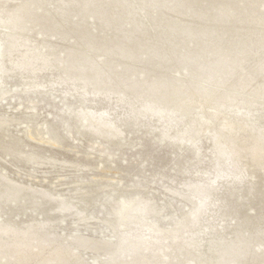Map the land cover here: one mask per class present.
Wrapping results in <instances>:
<instances>
[{
	"label": "rangeland",
	"instance_id": "374dc122",
	"mask_svg": "<svg viewBox=\"0 0 264 264\" xmlns=\"http://www.w3.org/2000/svg\"><path fill=\"white\" fill-rule=\"evenodd\" d=\"M185 1L145 4L154 17L163 3L179 6L180 14L156 19H180V31L203 23L206 32L194 34L198 46L139 30L114 0H0V41L6 31L15 35L0 63V264H19L21 253L29 264L61 261L57 251L86 264H264V151L255 153L249 131L224 129L238 156L221 158L211 130L189 139L196 115L149 103L144 86L173 77L188 88L202 80L212 88L230 79L247 91L264 84V0H188L201 2L192 17ZM225 6L235 21L215 18ZM14 17L20 23L10 30ZM146 23L155 22L149 15ZM249 112L264 132V111ZM91 116L118 127V143L82 135ZM56 135L57 145L40 140ZM121 198L150 201L144 224L136 216L118 223ZM188 212L195 220L177 238L157 236L147 224L168 228Z\"/></svg>",
	"mask_w": 264,
	"mask_h": 264
},
{
	"label": "bare ground",
	"instance_id": "6f19581e",
	"mask_svg": "<svg viewBox=\"0 0 264 264\" xmlns=\"http://www.w3.org/2000/svg\"><path fill=\"white\" fill-rule=\"evenodd\" d=\"M112 1V0H110ZM125 0H114V5L120 9L121 18L128 19H138L139 22H133L134 26H138L139 30H150L155 34H170L169 36L176 37L178 39H188L191 42V46H198L197 39L194 37L195 33H201L203 35L205 31L203 23H199L200 26H192L191 24L188 26L186 30L180 31L182 24L180 23V19L178 20H163L158 21L156 16L166 15L168 13H178L180 14V7L173 4H161L159 8H155L156 16L154 17L153 14L149 13L152 8L148 7L145 3V0H139L140 5L131 6L124 3ZM193 2L186 0L182 5H184L185 10L189 11L187 15L192 17L193 12L192 8L199 5L201 2H197L196 5L192 4ZM90 3L84 4V9L88 10L90 8ZM24 5H20L19 9L22 10ZM264 11V10H263ZM149 15L152 18L153 22L155 23H146V20L149 19ZM227 16L230 22L235 21L233 12L229 11V7H223L215 12V18L220 19ZM163 17V16H162ZM200 19H204L205 15H200ZM147 18V19H146ZM192 20V18H191ZM93 27L100 28L99 20L93 16L90 19ZM135 21V20H134ZM9 25L7 26L10 30L15 29L18 27L20 23V19L17 17L11 18L7 20ZM240 24L241 22L238 21ZM224 29V28H223ZM220 29L218 28L217 32ZM227 36L236 35L233 31L224 29L220 30V34ZM60 33V32H59ZM216 33V32H213ZM62 35V34H61ZM112 40L115 39L114 31L111 32ZM216 35V34H215ZM61 40L64 41L62 38ZM15 43V35L12 34L10 31L5 32V37L2 41H0V63L3 61L4 56H8L12 52L13 45ZM193 44V45H192ZM197 48V47H194ZM26 54V53H25ZM262 55H264L262 53ZM146 56V55H145ZM5 58V57H4ZM122 59V58H120ZM24 63L22 65H28V61L26 59L23 60ZM22 61V62H23ZM52 68V67H51ZM0 69L4 70L1 66ZM54 69V68H53ZM226 74V73H225ZM183 74L179 72V76ZM207 78V77H206ZM205 78V79H206ZM209 79V78H207ZM178 79L173 77L172 80H162L157 81L154 79L153 81L144 85L147 91V97L149 103L151 101L157 100L160 105L158 108H171L172 113H178L183 117H194L197 116V127L193 129V133L190 134L189 139L196 140L200 135H206L208 132L212 131L211 134V142L214 148L215 153L220 156L221 158L227 157V155H232L234 157L238 156V152L235 149L234 145H231L228 141V138L225 134L224 129H228L229 132H239L240 130L249 131L250 137L253 139L254 143L259 146V148L255 147V153L257 154L258 150L264 151V132H256L257 128L254 126V120L252 119V115L249 111L253 110L258 113H262L264 111V84L258 85L255 88L247 91L244 87L246 86H238L233 80L227 79L223 84L217 85L218 83H214L212 88H206L205 81L202 80L199 83H194L193 88H188L186 83L179 84ZM220 82V81H219ZM143 85V83L141 84ZM217 85V86H216ZM104 96V94H102ZM106 96V95H105ZM75 117V116H74ZM214 117L216 120H214ZM85 123L83 127H81L82 135L83 134H98L100 137L103 138L107 142H116L119 141V128L115 127L112 123L98 121L95 120L94 117L85 118ZM211 130V131H210ZM41 141L44 142H51L52 144H58L60 139L56 136L48 137L47 138H40ZM176 142L175 140H172ZM179 144H186V145H195L190 143H182L176 142ZM196 157L201 156L200 153L196 154ZM217 159L215 158V161ZM221 160V159H220ZM217 166L223 165V163H218L216 161ZM229 164V163H225ZM228 166V165H227ZM225 167V166H224ZM119 208L117 213V220L120 225H126L127 220H129L132 216L137 217V222L139 224H144L146 219V214H149V210L151 209V203L147 199H139L136 198L125 199L121 198L118 201ZM61 207L64 210H69L71 205L68 203H62ZM70 211H74L73 208ZM61 212V210H60ZM64 213V212H61ZM115 218V217H114ZM194 216L192 212H188L184 215V217L178 222L177 224L170 226L168 228H162L158 223H147L149 228L153 230L157 236H162L165 238L173 236L177 238V232L179 229H183V227H187L194 222ZM7 231V230H6ZM8 232V231H7ZM115 240V239H114ZM93 245V244H92ZM91 244H88L87 247H90ZM82 247V246H81ZM19 251L17 248H14ZM260 252H263L261 256L263 259H259L260 261L264 260V248L260 247ZM216 253V256L224 257L221 255L219 250H213ZM77 257V254H61L57 251L55 254L53 253L54 257L60 258L62 257L61 261H54V260H41L38 264H86L80 263L79 261H70L69 256ZM109 256H116L115 252H109ZM161 255L163 257L170 256L169 253L165 251H161L160 253L155 252L152 253V257H157ZM239 258L243 259L246 257L245 254L240 253L238 254ZM29 257L26 253L19 254L18 263L19 264H29ZM70 261V262H69ZM69 262V263H68ZM207 261H204V264ZM105 264H113V263H105ZM128 264V263H126ZM219 264H226L224 262H219ZM228 264H234L233 260H229Z\"/></svg>",
	"mask_w": 264,
	"mask_h": 264
}]
</instances>
